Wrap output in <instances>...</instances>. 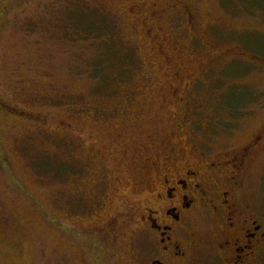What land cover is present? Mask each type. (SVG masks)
I'll use <instances>...</instances> for the list:
<instances>
[{"label":"rangeland","instance_id":"rangeland-1","mask_svg":"<svg viewBox=\"0 0 264 264\" xmlns=\"http://www.w3.org/2000/svg\"><path fill=\"white\" fill-rule=\"evenodd\" d=\"M177 118L232 147L261 131L264 0H0V264H127L144 202L130 178Z\"/></svg>","mask_w":264,"mask_h":264},{"label":"flooded vegetation","instance_id":"flooded-vegetation-1","mask_svg":"<svg viewBox=\"0 0 264 264\" xmlns=\"http://www.w3.org/2000/svg\"><path fill=\"white\" fill-rule=\"evenodd\" d=\"M167 37L166 45L176 43L173 35ZM192 76L190 68L183 78L194 85L199 80ZM177 120L172 135L157 142L148 137L155 147L142 148V163L130 178L142 187L144 202L136 217L142 226L136 229L138 249L127 264H264V198H256L248 182L252 162L264 149V126L247 144L232 147L220 141L210 123L186 128ZM132 156L141 160L136 149ZM78 192L85 213L96 209L98 200L92 204Z\"/></svg>","mask_w":264,"mask_h":264},{"label":"trees","instance_id":"trees-1","mask_svg":"<svg viewBox=\"0 0 264 264\" xmlns=\"http://www.w3.org/2000/svg\"><path fill=\"white\" fill-rule=\"evenodd\" d=\"M238 106H239V105H238ZM232 109H233V108H232ZM240 110H241L240 107L235 106V110L233 109L232 111H233V112H236V113H239Z\"/></svg>","mask_w":264,"mask_h":264}]
</instances>
